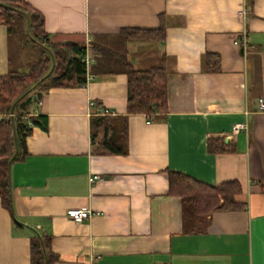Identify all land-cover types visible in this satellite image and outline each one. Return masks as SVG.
<instances>
[{
  "label": "crops",
  "instance_id": "0c3cea01",
  "mask_svg": "<svg viewBox=\"0 0 264 264\" xmlns=\"http://www.w3.org/2000/svg\"><path fill=\"white\" fill-rule=\"evenodd\" d=\"M26 1L55 42L94 41L141 69L166 54L169 108L129 115L126 154H96L91 118L98 107L127 114V75L51 87L34 110L47 128H33L26 157L10 167L12 212L0 198V264H31L36 233L52 236L55 264H264V0ZM161 15L164 41L123 40L122 29L158 28ZM10 34L0 23V75L31 67L25 43L13 55ZM208 52L220 55L219 71L206 70ZM209 136L230 150L209 152ZM169 171L210 185L237 180L244 208L194 217L170 193ZM72 208L95 215L75 222Z\"/></svg>",
  "mask_w": 264,
  "mask_h": 264
},
{
  "label": "trees",
  "instance_id": "16d2710c",
  "mask_svg": "<svg viewBox=\"0 0 264 264\" xmlns=\"http://www.w3.org/2000/svg\"><path fill=\"white\" fill-rule=\"evenodd\" d=\"M23 15L28 36L40 45L36 62L24 72L10 71L0 75V111L12 113L0 121V198L4 207L13 211L10 167L14 161L26 157L27 137L33 128H47L46 116L36 114L43 96L51 87H78L88 83L86 64L83 60L87 45L78 42H55L45 30L44 15L26 0H0V23L11 28V22ZM167 34L164 15L158 28H124V41L162 42ZM90 46L97 54L91 75L123 72L128 77L127 114H93L91 137L96 154H126L128 150V117L145 114L148 119L168 112V65L164 54L159 63L148 68H136L125 54L110 48ZM102 59H101V58ZM100 58V59H99ZM208 72L221 69L218 53L205 56ZM208 151L212 153L230 150L223 139L209 136ZM169 191L190 203L194 217L205 218L217 210H240L244 204L236 200L243 189L237 180L220 185H210L179 172H168ZM264 190V184L262 185ZM52 236L36 233L31 238V264H55L58 255L52 247Z\"/></svg>",
  "mask_w": 264,
  "mask_h": 264
},
{
  "label": "built area",
  "instance_id": "2783aa9c",
  "mask_svg": "<svg viewBox=\"0 0 264 264\" xmlns=\"http://www.w3.org/2000/svg\"><path fill=\"white\" fill-rule=\"evenodd\" d=\"M96 56H97V54L95 53L93 48L91 46L87 45V53H86L85 57L83 58V60L86 64V68H87L88 81L91 77V70H92V66L95 62ZM90 106L95 107L96 106L95 102L91 101ZM260 106L262 109H264V100L263 99L260 100ZM95 114L107 115V114H112V112L107 108H99L98 107ZM13 115H14L13 112L12 113H5V112L0 111V121L6 117H12ZM244 127H245V124L239 123L234 127V131H239L240 129H242ZM99 179H101V176H99V175L91 176L90 182L93 183ZM66 214H67L68 218H70L71 220H73L75 222H82L84 220L92 218L95 215V212L90 210V209L88 210V209L72 208V209L67 210Z\"/></svg>",
  "mask_w": 264,
  "mask_h": 264
},
{
  "label": "rangeland",
  "instance_id": "374dc122",
  "mask_svg": "<svg viewBox=\"0 0 264 264\" xmlns=\"http://www.w3.org/2000/svg\"><path fill=\"white\" fill-rule=\"evenodd\" d=\"M10 37L13 55H18L21 52L20 49L23 47V43H25V51H23L24 63L25 65L32 66L39 58L40 45L30 40L23 15L17 17L16 21L11 22Z\"/></svg>",
  "mask_w": 264,
  "mask_h": 264
}]
</instances>
